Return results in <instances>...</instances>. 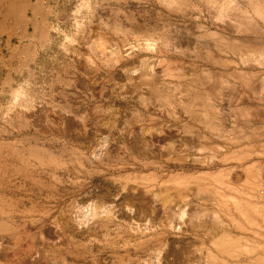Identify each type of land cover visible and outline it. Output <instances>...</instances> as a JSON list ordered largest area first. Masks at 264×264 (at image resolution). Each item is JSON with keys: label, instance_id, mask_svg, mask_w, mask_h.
Returning a JSON list of instances; mask_svg holds the SVG:
<instances>
[{"label": "rangeland", "instance_id": "obj_1", "mask_svg": "<svg viewBox=\"0 0 264 264\" xmlns=\"http://www.w3.org/2000/svg\"><path fill=\"white\" fill-rule=\"evenodd\" d=\"M0 264H264V0H0Z\"/></svg>", "mask_w": 264, "mask_h": 264}, {"label": "crops", "instance_id": "obj_2", "mask_svg": "<svg viewBox=\"0 0 264 264\" xmlns=\"http://www.w3.org/2000/svg\"><path fill=\"white\" fill-rule=\"evenodd\" d=\"M15 9V7H13ZM17 19V18H16ZM9 20H12V19H9Z\"/></svg>", "mask_w": 264, "mask_h": 264}]
</instances>
